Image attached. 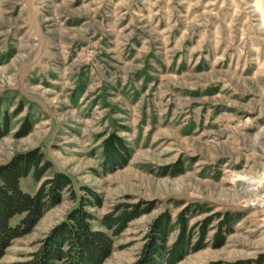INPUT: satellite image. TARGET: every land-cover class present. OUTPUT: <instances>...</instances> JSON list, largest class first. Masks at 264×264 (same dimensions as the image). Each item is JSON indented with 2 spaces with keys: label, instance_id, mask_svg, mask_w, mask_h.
<instances>
[{
  "label": "rangeland",
  "instance_id": "rangeland-1",
  "mask_svg": "<svg viewBox=\"0 0 264 264\" xmlns=\"http://www.w3.org/2000/svg\"><path fill=\"white\" fill-rule=\"evenodd\" d=\"M5 122L0 166L38 149L53 165L41 183L62 172L72 189L0 264L30 262L81 197L107 233L101 220L116 208L155 207L114 238L104 264L135 263L166 211L171 247L178 201L210 210L189 228L213 216L205 248L178 264H264V0H0ZM112 135L126 163L109 164ZM242 176L256 191L245 194ZM41 183L30 175L21 187L35 194ZM227 213L238 219L213 246Z\"/></svg>",
  "mask_w": 264,
  "mask_h": 264
},
{
  "label": "trees",
  "instance_id": "trees-1",
  "mask_svg": "<svg viewBox=\"0 0 264 264\" xmlns=\"http://www.w3.org/2000/svg\"><path fill=\"white\" fill-rule=\"evenodd\" d=\"M7 125L8 122L0 124V138L6 135ZM28 125L22 128L23 136L29 133ZM103 147L109 164L114 165L119 160L126 163L123 155L127 148L120 138L112 135L105 140ZM52 167V163L45 160L38 149L17 154L7 164L0 166V260L14 240L29 235L44 215L61 203L63 192L72 189L70 177L62 172H56L41 183ZM30 175L36 183H41L35 194L28 193L21 187V180ZM86 192L95 196L88 190ZM72 197L76 199L75 194ZM88 203L87 198L81 197L79 206L69 212L66 220L42 241L40 250L32 255V260L27 264H104L113 252L114 238L121 235L132 220L155 208L152 202L147 203L146 208H142L144 203L116 208L101 220V225L110 232L107 233L92 228L91 222L94 219L85 210ZM175 206L184 207L177 218V241L171 247L167 245L174 224L166 211L151 224L142 254L133 264H178L189 253L205 248V236L213 216L205 218L192 228H189V221L210 210H206L201 204L185 205L183 201L176 202ZM237 219L238 214L224 215L222 221H225L224 225L229 224V227L225 228V232L219 227L213 246L218 247L224 243L223 234L231 233L232 224ZM194 228H198L199 232L198 239L192 243L191 230Z\"/></svg>",
  "mask_w": 264,
  "mask_h": 264
},
{
  "label": "bare ground",
  "instance_id": "bare-ground-1",
  "mask_svg": "<svg viewBox=\"0 0 264 264\" xmlns=\"http://www.w3.org/2000/svg\"><path fill=\"white\" fill-rule=\"evenodd\" d=\"M238 181L243 183V189L245 191V194H249L250 192L256 191L255 186L257 181L253 177L242 176L238 178Z\"/></svg>",
  "mask_w": 264,
  "mask_h": 264
}]
</instances>
